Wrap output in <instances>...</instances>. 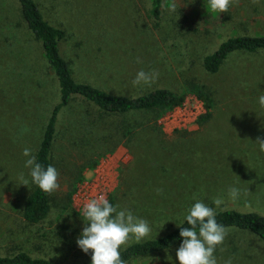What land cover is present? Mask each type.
<instances>
[{
  "label": "rangeland",
  "instance_id": "obj_1",
  "mask_svg": "<svg viewBox=\"0 0 264 264\" xmlns=\"http://www.w3.org/2000/svg\"><path fill=\"white\" fill-rule=\"evenodd\" d=\"M35 1L46 20L65 30L59 50L76 81L130 97L153 88L181 92L188 82H197L212 92L213 118L201 131L165 135L148 113H107L73 96L59 110L52 147L59 188L50 194L46 217L27 223L23 203L35 184L22 153L37 150L58 101L57 79L18 0H0V254L23 250L53 264H88L91 251L86 254L76 244L83 217L64 207L65 193L92 160L120 143L131 158L119 171L114 206L148 221L151 232L142 240L179 225L197 200L215 211L264 215V152L255 142L264 139V108L258 103L264 95V50H235L215 72L203 67L204 56L226 38L264 35V0H239L222 13L212 11L208 0H161L157 19L150 0ZM173 3L177 11L171 10ZM140 70L156 71L158 78L134 85ZM126 125L132 128L131 139L122 135ZM22 177L27 186L20 184ZM230 187L240 190L235 201L228 195ZM158 188L162 193L157 194ZM215 198L223 199L219 207ZM178 247L126 264H178ZM214 255L218 264L229 258L232 264H264V241L248 231L227 229Z\"/></svg>",
  "mask_w": 264,
  "mask_h": 264
},
{
  "label": "trees",
  "instance_id": "obj_2",
  "mask_svg": "<svg viewBox=\"0 0 264 264\" xmlns=\"http://www.w3.org/2000/svg\"><path fill=\"white\" fill-rule=\"evenodd\" d=\"M18 2L27 28L32 32L33 39L41 43L43 55L48 64L47 66L53 71L57 79L58 101L54 104L48 115L37 150L34 154L37 162L45 167L52 165V147L59 110L66 106L73 96H81L107 113L123 114L131 111L144 112L152 115L151 120H157L165 110L180 103L189 92L200 97L208 108L207 113L198 122L200 123L212 115V92L205 85L197 82H188L181 92H175L166 88H153L137 96L130 97L111 94L90 83L76 81L72 75L69 61L60 54L59 50V41L64 37L65 30L52 25L45 19L35 0H18ZM150 4L152 17L155 19L159 18L161 13V0H150ZM235 50L246 52L264 50V35L244 34L226 38L212 53L204 56L203 67L209 72L217 71L228 54ZM156 126L158 127L157 123ZM122 135L131 139L132 128L126 125ZM96 162V159L92 160L89 163V168L93 167ZM119 171H121V168ZM82 178V173L74 177L71 186L65 193L67 203L64 207L71 206V194L74 191L76 182ZM108 201L114 205L113 193L110 195ZM50 206V194L41 191L34 185L24 200L22 217L27 223H38L46 217ZM216 220L226 229L248 231L264 241V215L253 211H239L230 208L216 211ZM179 225L188 226L185 220ZM179 231L180 227L177 225L167 233L158 237L131 243L120 250L121 257L125 262H128L136 258L168 250L181 243L182 238L179 236ZM0 264L53 263L44 257H33L26 251L19 250L14 254H0ZM88 264H91V261Z\"/></svg>",
  "mask_w": 264,
  "mask_h": 264
},
{
  "label": "clouds",
  "instance_id": "obj_3",
  "mask_svg": "<svg viewBox=\"0 0 264 264\" xmlns=\"http://www.w3.org/2000/svg\"><path fill=\"white\" fill-rule=\"evenodd\" d=\"M238 2L239 0H208L210 9L219 13L227 12L231 4ZM252 2L255 4L259 0ZM171 10L177 11L175 3L171 5ZM137 62H140L139 59ZM158 75L156 71L147 73L140 70L132 83L150 85ZM258 103L264 108V95L258 97ZM255 142L260 151L264 152V139L257 137ZM22 155L27 157L24 166L30 170L29 175L33 184L48 194L59 188V173L54 166L45 167L37 162L36 156L29 148H25ZM20 184L27 186L28 181L22 177ZM162 191L160 188L156 189L157 194ZM228 195L235 201L240 195V190L230 187ZM222 203V198L213 200L216 207ZM82 217L84 227L76 239V244L86 254L91 251V264H126L121 257V247L126 246L130 239L140 242L151 232L147 220L136 217L131 210L121 209L119 205L114 206L102 193L84 203ZM184 220L187 227L178 225L179 236L182 238L175 252L178 264H218L214 252L217 246L223 244L227 229L217 222L215 209L197 200L187 209ZM224 264H232L231 259L224 261Z\"/></svg>",
  "mask_w": 264,
  "mask_h": 264
},
{
  "label": "built area",
  "instance_id": "obj_4",
  "mask_svg": "<svg viewBox=\"0 0 264 264\" xmlns=\"http://www.w3.org/2000/svg\"><path fill=\"white\" fill-rule=\"evenodd\" d=\"M208 111L205 102L194 93H188L183 100L165 110L156 123L165 135L178 131L191 132L199 124V119ZM130 151L125 144L103 154L96 164L87 168L83 178L75 185L71 194V207L82 214L83 205L97 194H104L109 200L110 195L119 183V170L129 162Z\"/></svg>",
  "mask_w": 264,
  "mask_h": 264
},
{
  "label": "crops",
  "instance_id": "obj_5",
  "mask_svg": "<svg viewBox=\"0 0 264 264\" xmlns=\"http://www.w3.org/2000/svg\"><path fill=\"white\" fill-rule=\"evenodd\" d=\"M213 118V115H210L209 117H207L205 120H203V121H201L199 124H198V126H197V128L195 129V130H197V131H201V130H203L205 127H206V125L210 122V120ZM195 130H193V131H195ZM178 132H180V131H178ZM122 143H120V144H117L113 149H115L117 146H119V145H121ZM127 147V146H126ZM128 148V147H127Z\"/></svg>",
  "mask_w": 264,
  "mask_h": 264
}]
</instances>
